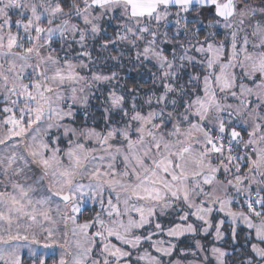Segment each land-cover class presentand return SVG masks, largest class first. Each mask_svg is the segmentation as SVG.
I'll return each instance as SVG.
<instances>
[{
    "label": "snow or ice",
    "instance_id": "6c2138e0",
    "mask_svg": "<svg viewBox=\"0 0 264 264\" xmlns=\"http://www.w3.org/2000/svg\"><path fill=\"white\" fill-rule=\"evenodd\" d=\"M25 249L264 264V0H0V264Z\"/></svg>",
    "mask_w": 264,
    "mask_h": 264
},
{
    "label": "rangeland",
    "instance_id": "374dc122",
    "mask_svg": "<svg viewBox=\"0 0 264 264\" xmlns=\"http://www.w3.org/2000/svg\"><path fill=\"white\" fill-rule=\"evenodd\" d=\"M209 239H211V237H209ZM241 242H242V241H241ZM238 243H240V242H238ZM41 251H43V250L41 249ZM24 258H25V264H30V259H29V254H28L27 249H25V251H24ZM57 258H58V257H57ZM48 264H52V261L49 260V261H48Z\"/></svg>",
    "mask_w": 264,
    "mask_h": 264
},
{
    "label": "trees",
    "instance_id": "16d2710c",
    "mask_svg": "<svg viewBox=\"0 0 264 264\" xmlns=\"http://www.w3.org/2000/svg\"><path fill=\"white\" fill-rule=\"evenodd\" d=\"M226 227H227V225H226ZM238 242H240V243H238V245L244 243V230H240V234L238 236ZM237 261H238V257H237Z\"/></svg>",
    "mask_w": 264,
    "mask_h": 264
}]
</instances>
